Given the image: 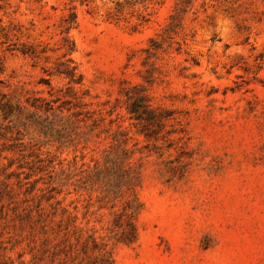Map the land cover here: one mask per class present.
<instances>
[{
    "label": "rangeland",
    "instance_id": "1",
    "mask_svg": "<svg viewBox=\"0 0 264 264\" xmlns=\"http://www.w3.org/2000/svg\"><path fill=\"white\" fill-rule=\"evenodd\" d=\"M176 1L148 4L149 21L136 28L134 18L106 19L109 0L74 1L70 56L83 77L75 88L87 91L84 100L95 110H109L118 101L111 115L104 114L105 123L116 118L127 130L131 161L140 169L137 239L111 246L114 264H264V0H191L180 20L172 21ZM67 3L0 0V81L7 91L45 94L42 78L53 89L66 84L42 68L64 59L59 23ZM21 44L55 51L47 52V61L35 62L17 51ZM135 85L145 88L151 105L174 110L184 122L188 157L158 150L162 141H146L135 132L123 104L125 90ZM103 136L88 140L83 160L81 150L56 148L40 137L24 157L2 153L13 156L4 172L18 176L6 179L11 202L0 199V264H32L40 238L35 205L48 209L49 195L70 210L75 205L86 229L108 224L110 212L97 209L105 202L98 201L100 193L89 199L66 179L74 154L76 167L100 156ZM177 160L189 162L182 175L170 169ZM6 165L0 158V172Z\"/></svg>",
    "mask_w": 264,
    "mask_h": 264
},
{
    "label": "trees",
    "instance_id": "2",
    "mask_svg": "<svg viewBox=\"0 0 264 264\" xmlns=\"http://www.w3.org/2000/svg\"><path fill=\"white\" fill-rule=\"evenodd\" d=\"M74 1L88 4V0H68L65 13L60 18L59 32L62 50L52 68H42L47 75H57L66 79L62 88L53 89L45 78L40 81L47 85L45 94L36 90L23 92L7 91L0 81V158L7 159V165L0 172V199L13 197L12 190L6 179L18 176V173L5 169L13 164V156L6 157L3 152L16 153L24 157L26 149L34 150L40 143L38 138L45 139L56 148L71 147L73 151L81 150L79 158L84 159L82 152L86 143L92 137L105 142L99 150V157H90L91 164L82 161L76 167V157L73 156V169L66 174V179H72L71 185L75 193L85 192L90 199L94 191L100 193L98 201H105L97 209H107L111 219L103 228L82 225L83 215L78 217L77 207L70 210L61 205V200L49 195L46 200L53 199L46 209L38 202L35 205V225L40 234L39 244L32 254V264H114L111 246L116 243L130 245L137 239L136 218L141 204L136 194L140 183L139 165L131 161L133 150L127 147L128 132L116 118H108L105 123L104 114L111 115L118 107L116 103L109 110L101 111L89 107L84 100L87 91H80L75 85L82 84V73L70 56L75 49L69 31L76 26L77 12ZM113 6L106 13V19L131 23L136 28L149 21L148 4H159L161 0H109ZM191 0H177L170 15L172 21H178L186 11ZM3 31V29H1ZM2 43H7V33L3 32ZM14 43L7 46L14 47ZM14 49V48H13ZM17 51L38 60L47 61V52L54 49L42 46L37 48L32 44H21ZM263 55L254 58V65L261 67ZM246 70V68H242ZM125 111L135 132L142 135L146 141H162L164 145L155 146L158 150L174 149L179 156L188 157L185 151L186 130L184 122L169 108L153 106L150 97L142 86H132L124 92ZM114 125V127H113ZM27 138L28 140H25ZM43 143V142H42ZM187 155V156H186ZM38 156V155H37ZM176 167L182 175L189 162L178 161ZM29 174L25 178L28 177ZM19 183V181H18ZM33 185L25 190L30 193ZM60 190H57L59 193ZM12 195V196H11ZM88 199V200H89ZM95 221L100 222L99 218ZM87 222V221H86Z\"/></svg>",
    "mask_w": 264,
    "mask_h": 264
}]
</instances>
